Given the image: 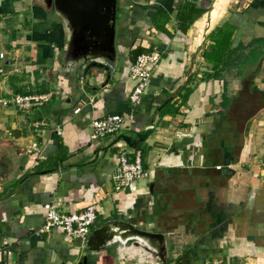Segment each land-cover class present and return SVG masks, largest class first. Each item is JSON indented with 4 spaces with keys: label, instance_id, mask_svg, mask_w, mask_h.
<instances>
[{
    "label": "crops",
    "instance_id": "crops-1",
    "mask_svg": "<svg viewBox=\"0 0 264 264\" xmlns=\"http://www.w3.org/2000/svg\"><path fill=\"white\" fill-rule=\"evenodd\" d=\"M218 1L118 0L109 82L79 97L62 62L60 20L42 0H0V100L52 94L27 111L0 105V249L5 242L12 251L0 264H79V241L59 228L35 232L46 204L71 214L92 203L91 230L124 220L161 234L167 264H264V0H222L215 16ZM226 22L234 46L255 43L241 50L252 52L248 60L221 64L218 75L203 52ZM155 51L161 58L130 113V65ZM130 114L121 132L152 131L137 149L112 145L119 133L89 140L92 120ZM119 148L130 159L140 150L149 177L116 192ZM135 252L114 244L86 264H151Z\"/></svg>",
    "mask_w": 264,
    "mask_h": 264
},
{
    "label": "water",
    "instance_id": "water-1",
    "mask_svg": "<svg viewBox=\"0 0 264 264\" xmlns=\"http://www.w3.org/2000/svg\"><path fill=\"white\" fill-rule=\"evenodd\" d=\"M117 1L42 0L45 9L53 12L65 30L67 48L62 62L73 75L79 97L84 90L99 92L109 82L110 66L116 58ZM80 78L84 84H79ZM102 78L104 82L99 86H90ZM151 132H120L112 145L123 141L127 147L137 149ZM114 244L136 249L135 253L151 264H167L164 236L140 230L124 220L108 221L93 229L85 243L86 255L79 264H86L88 257Z\"/></svg>",
    "mask_w": 264,
    "mask_h": 264
},
{
    "label": "built area",
    "instance_id": "built-area-1",
    "mask_svg": "<svg viewBox=\"0 0 264 264\" xmlns=\"http://www.w3.org/2000/svg\"><path fill=\"white\" fill-rule=\"evenodd\" d=\"M2 58V55L0 54ZM161 58L160 52H147L138 54L129 68V76L134 81V86L128 96L130 113L140 103L145 91L149 85L152 69L158 64ZM51 93L44 94H26L17 95L10 100H0V105H13L19 110L27 111L33 108H39L48 103L51 99ZM80 109H75L74 113H78ZM132 119V114L128 117L122 115H107L102 118L94 119L89 123L88 138L91 142L102 140L108 136H113L123 130L126 121ZM45 126L44 123L34 124V128ZM56 133L60 135V131L56 129ZM33 151L38 149L34 145ZM130 151L119 148L117 155V164L114 171L110 175L114 191H125L134 183L146 180L149 172L144 169L142 164V153L140 150L132 151V158H129ZM39 160H45L42 155H38ZM97 220L96 203H92L84 210L71 214H60L57 209L51 205H45V217L43 225L35 232L36 236L48 234L52 229L59 228L63 234L70 240H77L85 247L87 238L91 233V229ZM0 253L11 255L7 243H3Z\"/></svg>",
    "mask_w": 264,
    "mask_h": 264
},
{
    "label": "trees",
    "instance_id": "trees-1",
    "mask_svg": "<svg viewBox=\"0 0 264 264\" xmlns=\"http://www.w3.org/2000/svg\"><path fill=\"white\" fill-rule=\"evenodd\" d=\"M236 28L231 22H226L222 27H218L214 32L209 34L208 40L210 41L209 50L203 52V58L206 62L213 64L215 71H218L219 65L236 60H248L252 52L242 56L241 50L252 47L255 43L254 40L249 43H239L234 46L233 38ZM259 42V40L257 41ZM243 57V58H242ZM226 65V64H225ZM216 75V76H218Z\"/></svg>",
    "mask_w": 264,
    "mask_h": 264
},
{
    "label": "bare ground",
    "instance_id": "bare-ground-1",
    "mask_svg": "<svg viewBox=\"0 0 264 264\" xmlns=\"http://www.w3.org/2000/svg\"><path fill=\"white\" fill-rule=\"evenodd\" d=\"M221 2H222V0H219L218 3L215 5V7H214V11L212 12L213 15H215V16L217 15L218 10L220 9V6H221ZM212 14H211V15H212ZM213 15H212V16H213Z\"/></svg>",
    "mask_w": 264,
    "mask_h": 264
},
{
    "label": "rangeland",
    "instance_id": "rangeland-1",
    "mask_svg": "<svg viewBox=\"0 0 264 264\" xmlns=\"http://www.w3.org/2000/svg\"><path fill=\"white\" fill-rule=\"evenodd\" d=\"M92 231V230H91Z\"/></svg>",
    "mask_w": 264,
    "mask_h": 264
}]
</instances>
